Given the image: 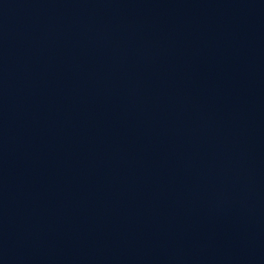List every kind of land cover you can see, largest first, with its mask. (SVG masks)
<instances>
[{"label": "water", "instance_id": "95a60500", "mask_svg": "<svg viewBox=\"0 0 264 264\" xmlns=\"http://www.w3.org/2000/svg\"><path fill=\"white\" fill-rule=\"evenodd\" d=\"M0 264H264V0H0Z\"/></svg>", "mask_w": 264, "mask_h": 264}]
</instances>
